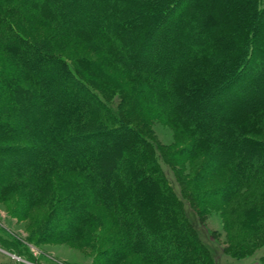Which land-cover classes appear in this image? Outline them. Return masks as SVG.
<instances>
[{"label":"trees","instance_id":"obj_1","mask_svg":"<svg viewBox=\"0 0 264 264\" xmlns=\"http://www.w3.org/2000/svg\"><path fill=\"white\" fill-rule=\"evenodd\" d=\"M78 4L80 15L75 14ZM23 23L47 28L54 41L93 46L105 67L137 84L135 91L115 85L94 68L110 85L90 79L27 37L20 29ZM158 41L164 42L161 50L153 49ZM0 50L32 87L0 85V133L7 141L32 144L1 151L9 161L0 167V194L17 189L35 201L51 184V175L71 171L90 184L86 190L73 183L74 204L66 203L79 210L71 229L90 224L86 206L100 205L125 235L123 254L132 251L152 264H178L171 254L143 247L152 236L176 243L183 258L179 264H213L208 246L183 216L158 142L136 119L137 105L151 106L192 139L195 151L229 171L230 196L241 186L264 185V142L252 138L260 131L255 124L264 112V95L249 86L239 88L257 56L264 60V0H0ZM37 63L47 72H63L73 85L70 96L41 113L45 135L23 121L24 105L30 102L38 109L43 95L63 90L44 88L46 76L37 77ZM263 77L254 79L258 88ZM213 105L225 112L213 114ZM116 145L123 146L116 150L119 166L103 178L102 163L116 153L111 147ZM19 150L31 151L29 158L9 159ZM0 246L34 258L24 244L0 239Z\"/></svg>","mask_w":264,"mask_h":264},{"label":"rangeland","instance_id":"obj_2","mask_svg":"<svg viewBox=\"0 0 264 264\" xmlns=\"http://www.w3.org/2000/svg\"><path fill=\"white\" fill-rule=\"evenodd\" d=\"M80 5L76 6L78 8L76 15L81 14ZM90 18L94 19L95 16L92 15ZM14 22L17 24L18 20L15 19ZM20 29L33 42L45 47L48 53L68 59L82 74L99 81L104 87L110 84L102 80L94 69L101 71L112 83L128 92L135 91L137 84L128 83L120 74L105 67L93 46L83 41H54L47 28L34 24L23 23ZM163 46L164 42L158 41L153 45V49L161 50ZM87 61L91 62V65ZM263 62L264 60L257 56L248 77L240 84V89L249 86L260 95H264V84H259L261 86L258 88L254 81L258 74H264ZM35 66L40 70L37 72L36 68L33 69L34 73L37 72L38 78L46 76L44 88L49 90L58 87L63 90L55 96L50 93L43 95L38 109L30 102L24 105L23 121L32 124V127L40 128L42 135H45L43 129L46 125L41 119V113L53 102L62 101L63 96H70L73 85L63 72L60 73L58 70L47 72L43 63H37ZM15 82L19 84V88H32L29 81L20 74L17 66L0 50V85L11 89ZM236 97L239 98V95ZM137 107L141 109L140 116L136 119L158 142L163 152L160 162L182 202L183 216L189 221L201 242L208 246L213 264H262L264 185L251 183L241 186L236 189L233 196H230L228 193L231 185L228 184L232 174L229 171L219 169L211 156L195 151L192 139L176 130L151 106ZM210 111L213 114L225 112L223 108L215 105ZM255 125L260 131L252 138L264 142V112ZM5 139L7 138L4 134L0 133V167L9 161L1 154L3 148L20 149L21 146L32 145L31 142L22 139L15 141ZM93 141L96 139L91 140ZM111 147L118 151L123 146ZM117 151L104 158L103 173L101 172L103 178L119 166ZM15 154V156L9 154V159L15 161L27 159L31 151L19 150ZM3 171L0 168V177ZM51 177V184L35 201H32L26 192L17 189L0 194L1 240L10 245L12 243L26 245L30 255L40 264H152L132 251L126 254L121 252V248L125 246V235L113 224L110 212L100 205L86 206V211L91 214L90 218H87L90 219V224L79 223L76 229H71V225L77 224L79 210L77 207L71 210L66 203L74 204L73 183L80 182L86 190H89L90 184L84 182L78 174L66 170L54 173ZM178 180H182L184 186L181 187ZM151 238L152 236L143 241L145 249L171 254L175 262L180 263L183 258L175 242L166 244L159 237ZM2 247L0 246V264H36L31 262L34 258L31 259L28 253H25L26 257L23 256L22 260H17L12 249Z\"/></svg>","mask_w":264,"mask_h":264},{"label":"built area","instance_id":"obj_3","mask_svg":"<svg viewBox=\"0 0 264 264\" xmlns=\"http://www.w3.org/2000/svg\"><path fill=\"white\" fill-rule=\"evenodd\" d=\"M15 259L17 260H22V258H19L18 256L15 255ZM19 263H21L20 261H18Z\"/></svg>","mask_w":264,"mask_h":264}]
</instances>
